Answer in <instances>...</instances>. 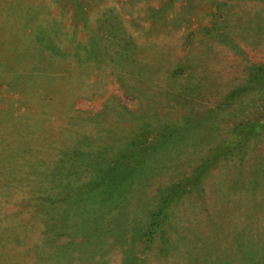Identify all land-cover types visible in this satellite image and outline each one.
Listing matches in <instances>:
<instances>
[{"label": "rangeland", "instance_id": "obj_1", "mask_svg": "<svg viewBox=\"0 0 264 264\" xmlns=\"http://www.w3.org/2000/svg\"><path fill=\"white\" fill-rule=\"evenodd\" d=\"M0 264H264V0H0Z\"/></svg>", "mask_w": 264, "mask_h": 264}]
</instances>
